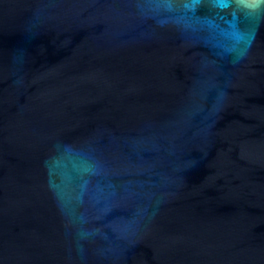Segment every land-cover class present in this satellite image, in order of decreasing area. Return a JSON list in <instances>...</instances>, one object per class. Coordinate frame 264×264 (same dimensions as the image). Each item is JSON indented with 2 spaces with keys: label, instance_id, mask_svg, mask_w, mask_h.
<instances>
[{
  "label": "water",
  "instance_id": "obj_1",
  "mask_svg": "<svg viewBox=\"0 0 264 264\" xmlns=\"http://www.w3.org/2000/svg\"><path fill=\"white\" fill-rule=\"evenodd\" d=\"M0 264H264V0H0Z\"/></svg>",
  "mask_w": 264,
  "mask_h": 264
}]
</instances>
